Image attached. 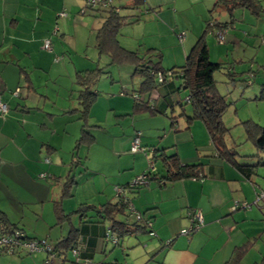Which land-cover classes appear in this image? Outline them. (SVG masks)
Listing matches in <instances>:
<instances>
[{"label": "crops", "instance_id": "crops-1", "mask_svg": "<svg viewBox=\"0 0 264 264\" xmlns=\"http://www.w3.org/2000/svg\"><path fill=\"white\" fill-rule=\"evenodd\" d=\"M213 3L214 0H143V10L153 12L126 25L143 30L142 36L136 40H142V43H137L132 49H128L126 42L118 40L119 44L127 50L143 52L142 55L148 50L154 51V55L160 54L164 69L180 67L203 34ZM261 4L264 7L262 1ZM84 7V0H0V94L9 107L8 113L0 116V212L10 224L23 230V218L27 216L25 210L32 207L39 213L36 217L43 226L54 228L53 202L59 198L67 177L72 176L71 196L62 202L63 211L73 212L82 204L97 208L88 212L82 221L78 218L75 222L71 220L73 227L80 231L81 257L89 260L83 264H96V255L105 259L110 257L114 248L118 251L108 264H225L233 251L244 245H249V249L240 264L259 263L264 256V201L255 202V197L258 192L264 194V179H257L256 165L250 161V164L239 163L251 167L248 177L246 170L243 173L218 158L214 148H208L205 139L196 142L193 150L189 142L195 144L194 135H190L187 146H184V140L180 141L183 144H178L174 136L172 144L167 142L171 136L161 134L166 129V121L158 118H166V108L172 109L176 101L172 98L174 87H161L155 91L158 96L155 108L159 112L152 115L142 108L143 104H152L153 97L135 99L136 91L127 90L119 77L118 68L108 67L97 79L98 83H94L95 102L87 117L89 129H97V135L88 129L94 142L88 148L75 149L82 123L77 114L70 113L77 107L74 75L102 68L108 63V58L103 56L107 61L89 68L94 63L93 59L100 61L102 57L94 54L95 31L102 19L99 13L90 10L81 12ZM63 11L67 15L60 18L58 14ZM133 14L136 12L127 7L125 15ZM140 20L143 22L140 23ZM232 21L224 27L223 42L219 43L213 37L214 27L206 34L209 59L224 64L235 79L237 72L244 74L246 82L251 71H239L241 65L248 62L251 65L248 70H252L259 63V52L264 58V26L259 23L263 21L264 24V15L255 18L246 10H236ZM219 22L228 23V17ZM181 32L184 39L180 42L176 35ZM129 33L137 38V31L132 29ZM74 38L77 39L75 44L72 41ZM46 39L50 40V51L42 49ZM91 42L93 55L87 56ZM141 47L143 51L139 50ZM78 53L82 54L81 57ZM57 57L60 60L55 62ZM150 60L156 61L154 57ZM260 67L262 70L253 73L254 78L259 71L264 74V64ZM106 76L110 78V87L105 91L103 84L102 90H98ZM137 81L139 86L141 80ZM260 87L261 84L258 93ZM16 88H20V93L15 98L10 93ZM137 105L141 111H135ZM182 114L184 116L185 113ZM195 126H198L197 134L202 133V127ZM135 132H140L139 145L140 148L146 147L145 153L164 149L167 155L175 154L183 165H200L202 177L161 185L158 181L164 170L160 174L155 170V177H151L147 186L128 191L127 196L134 210L143 214L144 219L151 220L156 236L150 237L138 230L114 245L103 242V236L110 231V224L100 220L98 213L103 204L117 202L112 190L114 186H127L146 170L147 154L129 151ZM120 137L125 144L119 148L116 141ZM100 138L107 141L109 138L111 144L102 145V148L116 162L108 172H91L100 175L101 179L99 184L92 183L90 188L85 175L79 174L84 177L75 179L72 171L73 167L82 164L80 157L88 159V150L99 146ZM198 152L203 156L197 157ZM45 158L49 159V163L44 162ZM42 173L48 177L39 178ZM71 200H74L73 204L69 203ZM234 201L248 203L250 208L232 210ZM193 210L200 211L202 228L190 237L179 235L182 229L189 226L188 214ZM125 214L127 223L132 225L134 220L132 222L131 217ZM65 226L68 232L69 227ZM166 241H170L169 246L164 245ZM257 242L259 245L255 248Z\"/></svg>", "mask_w": 264, "mask_h": 264}, {"label": "trees", "instance_id": "trees-1", "mask_svg": "<svg viewBox=\"0 0 264 264\" xmlns=\"http://www.w3.org/2000/svg\"><path fill=\"white\" fill-rule=\"evenodd\" d=\"M100 1L108 3L107 7H101L100 5L91 7L85 1V7L83 10H81V12H84V10L88 9L92 12L99 13L98 16L101 17L102 23L95 31L94 47L99 56H106L109 61L102 68L84 70L77 72L74 75V83L76 87L74 93L76 94L77 107L74 110H71L70 113L77 114L78 120L82 123L80 135L75 141V149L77 150L79 147L88 148L94 142L93 136L88 131L89 126L87 125V117L96 97V94L92 91L94 83L108 67L124 65L133 68V77L135 76L142 78L137 91L141 95L151 94L157 89L166 86L171 89L174 87L173 89L175 92L179 89L187 91L188 97L185 99V101L190 105L191 108V115L186 117L187 122H202L208 134L210 143L217 154V157L243 173L246 170L248 172L247 176L249 177L252 172L251 167L239 164L237 161V151L233 147H228L225 143V135L228 133L229 129L223 125L222 116L231 104L226 101L225 96L220 95L217 92L215 74L223 73L224 76L228 78V82L233 83V85L236 82V79L234 78L233 73H230L226 70L224 64L210 61L209 50L206 42V34L212 31L211 29L213 27L216 29H224L226 25L232 24L233 12L236 10H246L251 16L255 18L263 16L264 7L261 4V1L263 0H214L213 6L208 14L209 18L206 21L205 30L187 54L184 64L180 67H173L168 70L161 66L160 54L154 55V51L148 50L147 54L141 56L137 51H131L123 48L119 44L117 38L119 31L123 26L138 21L142 16L150 14V12H153V10H143V0H130V4L127 7L136 12V14H133L132 16H126L119 13L120 7L114 3V0ZM215 13L219 15L223 13L226 14L228 17V23L219 22L217 18H214L215 16H213ZM216 29L213 32V37H215ZM152 57H154L156 61H151L150 59ZM157 74L162 75L161 81L156 79ZM248 76L250 79L247 80L246 83L248 86H250L253 83L254 74L249 73ZM176 80H178V82H175ZM16 90H18V95L13 96V91L10 93L12 97L16 98L19 96L20 88H16ZM157 100L158 96L155 95L152 98V109L147 106V104H143L142 110L147 111L152 115L156 112H159L155 108V103ZM254 101L264 102V82L261 84L259 93L254 98ZM135 111H141L139 105L135 106ZM244 127L246 141L252 144L256 152L252 157H264V126H259L247 121L244 122ZM152 152V161H160L162 169L164 170V175L159 178L158 181L161 185L165 182H173L182 179H200L202 177L200 165H183L180 163L178 157L175 154L167 155L164 149L153 150ZM73 163H75V161ZM151 177L153 178L155 175L150 176L149 180L152 179ZM73 184V177H67L65 184L62 186L59 198L53 202L55 226L59 227L62 225H67L69 230L66 236L58 238L53 245L52 253L54 254V258L52 259L51 264L56 258L61 259L62 262H65L68 252H71L74 261L77 263H86L89 261L88 259L81 257L80 231L79 229H75V227H73L71 220L74 216H77V218L82 221L86 218V214L88 212L96 210L97 208L92 205L82 204L75 211L65 213L62 208V202L71 196L70 192ZM139 188L140 187H137L135 189ZM135 189L127 190L126 196L128 191H133ZM129 203L132 205L130 200ZM99 209L100 212L98 215L100 220L106 221L110 224V231L106 233H110L115 236L118 242L124 236L134 234L138 230L148 233L145 228V223L147 221L151 222V220L144 219L143 214L141 213L140 220H136L134 216L129 213L127 204L123 203L121 200H117L116 203H105L100 206ZM98 211L99 210H97V212ZM126 211L128 216L130 215L136 220L132 225H129L127 222L121 221L119 219V216H126ZM15 228L19 229L18 227L10 224L5 215L0 212V235L6 234ZM195 233L196 232L182 236L190 237ZM105 235L103 236V242H106ZM26 238L33 239L29 238L28 236H26ZM166 244L169 246L170 241L164 242V245ZM248 249L249 245L236 248L233 251L230 259L225 264H240ZM73 251H76L75 256L72 254ZM15 254L21 255L20 252H15ZM25 254L29 255V253ZM45 254L46 261L48 254ZM257 264H264V256Z\"/></svg>", "mask_w": 264, "mask_h": 264}, {"label": "rangeland", "instance_id": "rangeland-1", "mask_svg": "<svg viewBox=\"0 0 264 264\" xmlns=\"http://www.w3.org/2000/svg\"><path fill=\"white\" fill-rule=\"evenodd\" d=\"M114 3L121 8L120 9L121 14L125 15V11L127 9V6L129 5V4H127V0H114ZM262 3H264V0L262 1ZM86 10H88V9H86ZM189 13H190V11H189ZM213 16H215L214 18H217L219 21H223L227 17L226 15L224 16L223 14L219 15L216 13ZM87 17H89V16H87ZM95 17H98V16H95ZM93 19H95V18H93ZM96 19L98 20V18H96ZM142 22H143V20H140V23H142ZM259 23H261L264 26L263 21H259ZM131 28L133 29L134 32L137 31V38H135L134 35H131L129 33L130 31H132ZM143 33H144L143 30L139 27L136 28V26L132 27V26H126L125 25L120 29L119 35L117 38L120 42L121 41L126 42L129 46L128 49H130V48L132 49V48H136L137 43H142V40H140L139 42H136V40L138 38H140ZM85 35H87V32ZM74 37H75V34H74ZM75 39L76 38H74V40H72L74 42V44H75ZM92 47H93V44L91 42V45L88 47L87 52H86L87 56L93 55L94 50ZM142 48L143 47H141V49H139V50L143 51ZM262 52H264V46L262 47ZM260 53L261 52H259L257 55V57H258L257 60L259 63L258 64L256 63L257 65L255 64L254 69L248 70L251 65H249L248 62H246V63H243L241 65V69H239V71H241V70H243V72L251 71V72H249L251 74V73H255L256 71H258V69L262 70V67H260V66H262L264 64V60H263L264 58L263 57L261 58ZM94 54L98 56V54H96V52H94ZM142 54H143V52L139 53V55H141V56H142ZM81 55H82L81 53H78L79 57H81ZM261 60H263V63H261ZM102 61H104V62L107 61V58L102 56L100 61H98V58L93 59L94 63L92 65H90L89 68H94L96 66V64H101ZM160 64H161V62H160ZM99 66H101V65H99ZM114 67L118 68V71L120 72L119 77H120L122 83L127 86V90L128 91H130V90L136 91L135 93H137V96L139 95L138 99H139V97L142 98V96H144L145 99L149 98L150 96L154 97L155 91L152 92L151 94H144V95H141L137 92V89L139 87L137 85V82H138L137 80L142 81V78L141 77H135V76L133 77V75H132L133 74V68L132 67L124 66V65L123 66H116L115 65ZM237 73H238V76L236 77V82L234 83V85H233V83L228 82V78H226V76H224L223 73H216L215 74L217 92L220 95L225 96L226 101L231 104L222 116L223 125L229 129L228 133L225 135V143L228 147H233L237 151L238 163L243 162L242 164H250L248 162V161H250L251 164H255L256 165L255 168H256L257 179H264V157L263 156H261L259 158H253L252 157L255 155L256 152H255V149L253 148L252 144H250V142L246 141L245 127H244V122H247V121L252 122L254 124H257L259 126H264V102H257L254 100L248 101V99H252L253 96L257 95L259 85L264 82V80L262 79L264 74L262 73V71H259L258 74L253 79V83L250 86H248L247 83L245 82V80H243L244 74H242L240 72H237ZM103 79H104L103 80L104 83H101L98 90H102L101 88H102V85L104 84L103 89L105 91H107V89L110 87V78H109V76H106ZM249 79L250 78L247 77L246 81ZM175 82H178V80H176ZM97 83H98V81H97ZM178 85H179V83H178ZM178 85H177V87H178ZM99 94H101V93H99ZM117 94L118 93H116V95ZM241 96H243V99ZM187 97H188L187 91H184L182 89H179L178 91L176 90L175 94H173V96H172L173 100H176V101L174 102V104H172L173 105L172 109H171V107L166 108V118H163V116L157 115V117L160 116L158 118L159 120L164 119V121H166L165 122L166 129L164 131H162L161 134H168L171 136L167 141V142L170 141V144H172V142H171V140H173L172 136L177 138V141L179 142L178 144H183V143H180V141L184 140L186 143L184 146L188 145L187 141L190 140V135H192V136L194 135L195 136V141H194L195 144H193V142L190 141L189 142V145L191 146L190 149L193 150L194 145L196 146V142H199V140L201 142V139H203V140L205 139L206 140L205 142L208 144V148L212 149L213 146L210 143L208 134H207L202 122L193 121L190 124H188L187 119H185V117H184V116L187 117V116L191 115L190 105L188 103H186V101H185V99ZM151 101H152V99H151ZM182 112L185 113L184 116L182 115ZM159 120H157V121H159ZM192 125H194V126H192ZM195 125H199L200 127H202V129H203L202 133L197 134L196 130H197L198 126H195ZM89 130L91 131L92 134L97 135V132H98L97 129L90 128ZM152 132H155V131H152ZM191 132H193V133L191 134ZM200 134H202V137ZM152 135H153V133H152ZM153 136L156 137V135H153ZM99 137H101V134ZM160 137H163V135H161ZM121 138L122 137H120V139H118L116 141V143L119 145V148L123 147L125 144V140L121 139ZM133 138H134V136H133ZM107 139L109 141V138H107ZM108 141L106 139L100 138V141L98 142L99 146H92L88 150V159L87 160H83L84 157H80L81 158L80 161H82V164H79V166H76L75 168L73 167V171H72V174H73L75 179H79L80 176L85 175L86 178L84 176H82V177H84V179H89V181L87 182L88 187H90V185L92 183L94 184L97 182L99 184V179H101L100 175H93L91 172H94V171L97 172V170H99V171L102 170V171L108 172V170L113 166L114 162H116V160H113L111 158V156H110L111 154L104 151V149L102 148V145H110L111 144V142H108ZM131 145H132V143H131ZM141 148L146 150V147H141ZM81 149H82V151H84V148H81ZM129 151H130V149H129ZM146 154L148 156V159L145 160V162H146L145 168L147 170L148 162L152 161V153L146 151ZM196 156L202 157L203 154L198 152L196 154ZM130 157L132 158V156H130ZM248 157H251V158H248ZM126 159H128V158L126 157ZM83 165H84V167H83ZM87 167L89 168V170ZM81 168H82V170H81ZM154 168H155V170H157V174L161 173L162 167H161L160 161L154 162ZM85 169H87V170H85ZM79 174H82V175H79ZM97 174H100V173L98 172ZM116 186H119V185H116ZM114 187L112 188L113 193H114ZM79 195H81L80 192H79ZM98 197H97V199H98ZM68 199H70V198H68ZM69 203L73 204L74 200H71V202H69ZM93 203L98 204L97 201H94ZM51 204H52V202H51ZM65 208L67 209V207H65ZM46 210H47V206H46ZM67 210H69V209H67ZM25 211H26L25 215H27V216L23 218V219H25V223H24V225L22 224L24 231L21 228H19V229H21V231L28 237L36 234L34 237H29V238L46 239L48 245L53 247L55 240L57 238H59L60 236H65L67 234V229H66L65 225H62L60 227L56 226L54 228L53 227L48 228L45 225L43 226L42 221L37 220L36 214H39V213L36 210L32 209V207H30L29 209L27 208ZM44 213H45V209L43 210L42 214H44ZM126 213H127V211H126ZM32 214H34V215H32ZM41 217H42V215H41ZM130 217H131V219H130L131 221H132V219L134 220V222L136 221L132 216H130ZM43 218H44V215H43ZM119 219L120 220H126V222H127L128 218H126L125 216H119ZM44 220L45 219H43V221ZM72 220H73V222H75L77 220V216H74L72 218ZM43 232H44V235H42ZM47 236H49V237L46 238ZM258 243L259 242H257V246H255V248L258 247V245H259ZM116 251H118V248H114L111 256L106 258V259L102 255H96L94 258V262L97 264V263H101V261H103L104 264H108L109 262H111V259L115 255V253H117ZM20 253H21V255L7 254V253L0 254V264H45L46 254L44 252H35V253L29 254V255L25 254L23 251H21ZM104 256H106V255H104ZM52 264H83V263L82 262H78V263L75 262L72 255H71V252H68L65 262H62L61 259L56 258L53 260Z\"/></svg>", "mask_w": 264, "mask_h": 264}, {"label": "built area", "instance_id": "built-area-1", "mask_svg": "<svg viewBox=\"0 0 264 264\" xmlns=\"http://www.w3.org/2000/svg\"><path fill=\"white\" fill-rule=\"evenodd\" d=\"M85 1L91 7H96L99 5L101 7H107V4H108V3L104 2V1H100V0H85ZM58 16L60 18H63L66 16V14L64 12H60L58 14ZM55 31H56V28L54 29V32ZM224 34H225L224 29H216L215 37L219 43L223 42ZM176 36H177L178 41H180V42L184 39V33L183 32L177 34ZM42 49L45 51L51 50V43H50L49 39H46L43 41ZM54 60H55V62H57L60 60V57H57ZM156 79L158 81H161L162 75L157 74ZM12 95L17 96L18 90H15L12 93ZM134 97H135V99H138L137 95H135ZM150 107L152 109V104H150ZM8 111H9V107L2 100L1 95H0V116L4 117L8 113ZM139 136H140V132H136L135 136L133 138V141H132L131 148H130L131 153H136L139 151L145 153V150L143 148H140ZM44 162L49 163V159L45 158ZM154 171H155L154 162L149 161L148 166H147V170H145L143 173L136 176L127 186H120L119 185V186L114 187V195H115L116 199L121 200L123 203L127 204L129 213H131L136 220H140V218H141L140 213L136 212L133 209L132 205H130L129 200L126 196V192L129 189H135L137 187L147 186V184L149 182L148 181L149 177L153 175ZM46 176H47L46 174L42 173L39 175V178L44 179ZM256 201H264V194L261 192L256 193L255 202ZM249 207H250V205L245 203V202L234 201L233 206H232V210H236L238 208L248 209ZM188 216H189V226L187 228L182 229L180 231V235H188V234L197 232L203 226V218H202L200 211L193 210L188 214ZM151 227H152L151 222L147 221L145 223V228L148 232L147 234H148V236L153 237V236H155V233L152 231ZM105 240H106V242H109V243L114 244V245H116L118 242L117 238L110 233H106ZM52 249H53L52 246L48 245L46 239H35V238L28 239V238H26L25 234L17 228L12 229L11 231H9L6 234L0 235V254H3V253L15 254V252L18 253L21 251H23L24 253H29V254H33L35 252H44V253L48 254V258L45 261V264H51V261L54 258V254L52 253ZM72 254H73V256H75L76 251H73Z\"/></svg>", "mask_w": 264, "mask_h": 264}, {"label": "clouds", "instance_id": "clouds-1", "mask_svg": "<svg viewBox=\"0 0 264 264\" xmlns=\"http://www.w3.org/2000/svg\"><path fill=\"white\" fill-rule=\"evenodd\" d=\"M152 102V101H151ZM149 107H150V104H149ZM151 108V107H150Z\"/></svg>", "mask_w": 264, "mask_h": 264}]
</instances>
